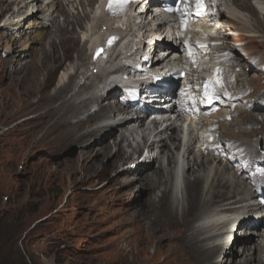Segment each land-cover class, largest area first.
I'll use <instances>...</instances> for the list:
<instances>
[{"label": "bare ground", "instance_id": "1", "mask_svg": "<svg viewBox=\"0 0 264 264\" xmlns=\"http://www.w3.org/2000/svg\"><path fill=\"white\" fill-rule=\"evenodd\" d=\"M109 1L68 0L66 5L73 7L72 4H76L73 7L76 12L71 14L61 0L49 2L45 11L40 9L41 16L38 17H50L47 30L54 25V32L48 36L47 48L22 69L20 66L13 69L12 79L23 86L13 115L32 114L27 119L31 126L28 147L58 151L67 143L79 146L76 161L64 163L59 171L60 178L67 175V185L92 184L94 177L118 167L120 171L113 177V182L119 190L123 186L119 175L135 172L137 176L130 178L127 185H136L147 194L146 202L136 211L140 230L146 213L165 212L179 224L184 241L206 255V260H210L218 249L220 254L222 249L230 250L234 239L240 240L243 254L239 262L227 255L220 259L219 255L212 264H263L264 216L260 210L264 209V152L243 151L237 140L226 135L230 132L228 125L237 116L235 113L239 115L241 110L242 104L238 102L244 101L245 95L252 92L248 86L237 87L234 82L239 81L234 76L241 70L235 73L231 70L233 67L238 70L240 60L237 51L225 41L228 35L225 28L233 30L231 34L239 37L237 41L242 39L240 34L246 29L263 35L264 0H182L178 15L186 19L185 28L190 26L186 37L180 38L178 44L169 41L170 27L153 28L152 20L158 18L154 14L157 0L139 3L141 13L137 12L139 5L132 4L127 13L119 17L106 12ZM32 2L41 0H20L15 5L19 6L17 12ZM233 5L247 11L249 19L245 17L246 13L243 16L242 11L233 9ZM10 7L0 5L2 12ZM55 12L64 16L63 24L56 22ZM223 18L230 24L226 22L221 26L219 21ZM34 24L35 21L29 22L25 27L23 23L10 21L4 27L25 33ZM156 32H160V43L165 44L146 51L145 40ZM141 45L143 49H140ZM97 48L100 52L94 56ZM245 49L242 55L254 57ZM143 56L147 58L140 60ZM139 61L145 66L149 62L153 74L138 70ZM63 66L61 76L55 79V73ZM173 66L184 71L181 79L172 78L170 69ZM135 72L144 73L146 79L132 88L133 85L125 83H134L129 78ZM67 73L70 75L65 77ZM119 73V82H125V87L117 93L115 90L119 86L113 79ZM104 79H110L112 88L116 86L117 89L104 93V84H109ZM55 81L57 84L51 91ZM155 81H163L165 87L154 85ZM174 84L178 85L177 89ZM162 89H165L162 98L166 95L173 100L170 110L176 117L162 122L152 119L149 123L152 115L166 110L147 104L145 96L153 97L151 103H155L156 92ZM254 97L249 96V100L252 99L248 100L249 108L260 111L264 103L253 102ZM103 98L107 100L105 105H101ZM210 98L213 104L205 108ZM250 115L237 123L253 119L255 122L250 124H259ZM178 121L187 122L185 138L182 129L175 131ZM115 131L118 132L113 135ZM255 141V148L251 144L252 148L264 147L259 139ZM154 161L159 162L157 167ZM128 162H132L133 167L124 169L123 165ZM173 164L181 176L175 179L176 192L174 190L171 195ZM208 207L215 209L191 222L195 212ZM250 209H254L252 214L259 217L250 216L247 221L241 219L249 216ZM238 221L240 229L236 233L249 237H233L231 226ZM254 222L257 226L254 225L255 231L251 232L250 225ZM151 230L159 231H152V235L161 248L171 247L178 238L163 228ZM253 234L260 238L256 245L249 241V238L253 240ZM171 257L168 255L166 259L172 262ZM174 263L183 264L177 257Z\"/></svg>", "mask_w": 264, "mask_h": 264}, {"label": "rangeland", "instance_id": "2", "mask_svg": "<svg viewBox=\"0 0 264 264\" xmlns=\"http://www.w3.org/2000/svg\"><path fill=\"white\" fill-rule=\"evenodd\" d=\"M19 1L0 0L1 6L4 7L7 4L11 6L3 12L0 9V213L5 218L3 224L10 225L9 217H12L10 218L13 221L11 228L15 230L14 239L22 254L26 251L27 255L32 257L31 262L35 264H175V257L183 264H212L218 260L219 255L220 259L227 255L239 262L243 254L239 239L233 240L230 250L225 252L222 249L220 254L218 249L210 260H206V255H202L200 251L184 241L179 224L176 221L173 222L165 212L162 214L155 212L150 215L146 213L145 220L142 221L143 229L140 230V219L136 217V211L142 203L146 202L147 194L136 185L131 187L127 185L130 178L137 176L135 172L128 171L119 175V179L123 180V186L119 190L118 185L113 182V177L120 171L118 167L107 174L102 173L94 177L92 184L67 185V175L63 174L60 178L59 171L64 163L76 161L79 146L67 143L58 151L28 147L27 139L31 126L27 123V119L32 114L13 115L23 90L22 85L12 80L15 74L13 69L17 66L22 69L33 57L38 56L44 48L48 47V36L54 32V25L47 30L50 17L39 18L40 9L47 10V4L54 0L32 2L17 12L19 6L15 5ZM61 1L65 3L64 7L70 14L76 12L73 8L75 3L72 7L70 4L66 5L68 0ZM232 8L239 13L242 11L235 5ZM243 14L249 19L247 11H242L241 15ZM53 16H57L56 22L59 24L64 23V16H59L58 12L53 13ZM226 19H221L219 24L222 26L227 22L229 25L230 22ZM10 21L23 23L25 27L29 22L35 21V24L25 33H20L4 27ZM225 29L228 34L225 41L230 48L237 51V57L240 60L238 70L234 67L231 70L234 73L241 70V73H236L237 77L234 76L239 81L234 82L237 87L248 86L252 92L250 95L248 93L245 95L244 101L238 102L242 104L241 110L239 115L235 113L237 116L228 125L230 132L226 135L237 140L243 151L263 153L264 147L261 148V145L254 148L257 139L262 145L264 144V104L260 111L252 110L249 108L248 100L249 96L253 95L255 96L253 102L258 100V104L261 101L264 103V34L257 35V32L246 29L243 31L244 34H240L243 36L240 42L237 41L239 37L231 34L233 32L231 28ZM76 30L79 31V28ZM244 48L251 51L254 57L248 58L242 55ZM64 68L63 66L57 70L55 79L61 76ZM69 75L67 73L65 77ZM56 84L57 81L51 91ZM232 88L235 89V87ZM104 99L101 100V105L106 104L107 100ZM31 100L34 99L31 98ZM249 114L255 120L257 119L259 124H250L255 122L253 119L237 123ZM244 123L246 125L241 127L240 125ZM186 124L187 122L178 121L175 131L178 132L181 129L183 131ZM240 129H244L243 133ZM115 132L113 135H116L118 131ZM143 154L145 155L146 151ZM139 156L143 159V156L141 157L140 154ZM154 163L155 167L159 165L158 161ZM131 164L132 162H128L123 165V168L133 167ZM173 166V172H175V164ZM173 178L174 174L169 185L171 195L176 192L173 189ZM213 209L215 207L201 208L192 215L191 222L207 215ZM252 210L254 209H250L249 216L241 219L247 221L246 219L250 216L259 217L252 214L254 213ZM260 212L264 216V209ZM254 225L256 222L250 225L252 227L249 226L251 232L255 231ZM151 228H163L168 233H174L178 237L174 240L175 244L161 248L160 243L152 235V231H159L151 230ZM237 228L234 230V235L249 237L243 233H236L240 229ZM252 236L253 240L249 238L250 243L258 244L260 238L256 234ZM168 255L172 256V262L166 259ZM26 259L28 260L27 257Z\"/></svg>", "mask_w": 264, "mask_h": 264}, {"label": "trees", "instance_id": "3", "mask_svg": "<svg viewBox=\"0 0 264 264\" xmlns=\"http://www.w3.org/2000/svg\"><path fill=\"white\" fill-rule=\"evenodd\" d=\"M10 218L12 217H9L10 225L7 223L3 224L5 218L0 213V264H35L31 262L32 257L28 256L26 251H24V255L17 247L16 240L14 239L16 233L14 228H11L13 221Z\"/></svg>", "mask_w": 264, "mask_h": 264}]
</instances>
